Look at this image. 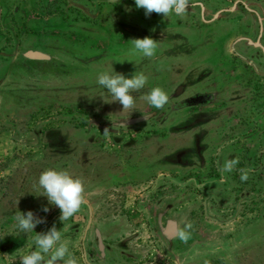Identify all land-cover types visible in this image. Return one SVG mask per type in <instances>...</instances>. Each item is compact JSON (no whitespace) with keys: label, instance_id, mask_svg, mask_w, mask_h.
<instances>
[{"label":"rangeland","instance_id":"rangeland-1","mask_svg":"<svg viewBox=\"0 0 264 264\" xmlns=\"http://www.w3.org/2000/svg\"><path fill=\"white\" fill-rule=\"evenodd\" d=\"M43 1L50 9L67 2ZM19 3L12 0L11 5ZM111 5L103 2L101 8ZM76 13V20L81 19V13ZM237 25L236 33L253 38L242 31V23ZM203 29L201 37L189 35L187 45L175 39L184 45L165 54L163 46L157 48V61L147 72L146 63L137 60L130 45L121 48L125 58L122 66L115 67L117 72H142L154 87L164 89L170 99L161 109L142 98L144 88L134 93L132 109H122L113 101L97 83L100 73L109 72L104 60H83L86 50L98 52L96 41H58L59 49L42 52L46 59L40 62L23 59L25 50L19 41H0V256L8 254L10 264H20V257L35 250V233L55 224L79 264H86L82 252L90 264H264V158L244 159L241 140L249 132H236L230 142L234 122L228 126V112L216 105L190 107L193 93L174 82L191 81L188 67L200 71L198 66L209 65L213 77L223 74L218 89L231 87L229 71L238 69L235 59L240 57L211 34L226 36L231 28ZM103 42V48H110L103 51L113 53V42ZM243 44L239 42L235 49L251 50ZM178 50L185 56L176 58ZM161 55L167 59L161 60ZM252 80L241 77L237 82L242 89ZM178 103L185 108L176 110ZM255 111L243 110L235 124L248 122ZM128 121L127 127L120 126ZM257 126L252 127L256 133L250 134L254 147ZM105 128L112 131L110 136L103 135ZM54 156L62 157L63 167L61 161L53 162L56 170L84 180L91 221L83 240L85 207L61 222L59 208L34 189L37 172L54 168L44 159ZM234 158L239 159L236 169L222 173L225 161ZM248 165L253 171L242 182L239 169ZM45 206L48 213L42 211ZM18 210H31L47 223L34 232H20L14 220ZM167 220L176 223L172 239L162 235ZM189 223L190 237L181 240L179 233Z\"/></svg>","mask_w":264,"mask_h":264},{"label":"crops","instance_id":"crops-1","mask_svg":"<svg viewBox=\"0 0 264 264\" xmlns=\"http://www.w3.org/2000/svg\"><path fill=\"white\" fill-rule=\"evenodd\" d=\"M19 1V4L12 5V0L6 1L5 5L11 15L4 10L0 12V16L6 14L5 16H7L10 21L9 23L5 21V19H0V29L5 35L2 41H19L23 49H34L41 53L59 49L58 41H96L95 47L98 48L99 53L97 50L90 52L91 48H88L90 49V53H88L87 50L83 52V60L93 62L102 59L104 60L103 65L109 67V73L112 69L117 72L119 69L115 67L122 66L123 63L121 64V61L125 57L120 55L122 53L121 48L129 45L132 47L129 42L134 38L150 36L156 39L158 41V48L161 49L160 47L163 46V54H165L168 52L167 50H170L172 47L176 48L181 46L183 42L187 45V42H189L187 41L189 35L196 36L197 38L199 36L201 37L203 34L202 32H204L203 28L209 30L215 29V31L218 32L219 29L229 27L231 31L226 36L219 35V33H215V35L211 33L214 39L221 41L222 45L224 44L225 49H227L235 42L234 39L237 37L236 31L239 29L238 25H236L238 18H233L231 16L225 18V14H223L225 19L219 18L218 20H211L209 22L201 20L198 23L195 21L189 22V20H194L195 18L193 17V12H186L182 16L171 14L168 17L152 13L150 16L146 17L145 10L137 9L135 4L131 3L129 0H120L119 3L112 4L111 7L107 8H101V3L98 5H88L84 7L86 11L84 10L79 20H76L78 18L76 16L77 11L73 9L65 11L66 9L59 7L60 5H55L54 8L50 9L47 8V6H39V4L33 2L29 5V0ZM94 7H98L96 12ZM56 8H58V10L50 13L49 10H54ZM14 17L16 18L14 19ZM14 30H16V32H14ZM168 31H173L175 34H170V37H168ZM242 31H244L243 27ZM27 33H29V35ZM175 39L182 40L183 42L175 41ZM103 41H106V43L108 41L113 42L114 47L113 49L111 48V50H114L113 53L103 51L110 49L109 47L103 48L105 45ZM33 44L37 48H34L32 46ZM262 45L264 47V41H262ZM89 47L91 46L89 45ZM235 50H238L239 54L242 55L241 57L251 59L253 66H249L246 59L236 58L235 61H237L236 66L238 69L235 70L237 71H229V79L232 80L231 87H223V90L218 89L219 82L217 80L222 78L223 74L213 77L211 73L214 72H212L213 69L209 65H203L204 67L198 66L200 71L195 67H188L186 72H189L188 74L191 81L188 82L185 78L184 80H174V82H178L180 85L186 87L184 92H219L216 102L217 104L225 102V105L220 107H225L227 109V116L229 119L227 123L228 126L234 122L232 131H230L233 139L230 140V142L235 140L236 132L242 131L244 135L246 132H249L248 137L241 140L244 144L241 155L244 159L255 157L261 159L264 158V63L256 56L253 57L250 55V53H240L241 51L238 47ZM95 54L98 56L95 57ZM137 54V60L146 63L147 68H145L144 71H150L151 66L157 61V54L153 58L144 57L138 52ZM176 55H178L176 58H180L179 55L185 56L180 50H178ZM161 56L164 57L163 55ZM163 59L167 58H161V60ZM132 60L133 59H131V61ZM251 67L254 68L251 69ZM131 74L125 75L128 77L129 75L131 76ZM191 75H195L194 78H192ZM241 77L247 80H253L245 82L241 89L237 82V79ZM254 80H257L258 83H255ZM153 87V80L148 78L144 87L145 94H147L146 91L149 92V89ZM190 89H192V91H190ZM250 109H255L256 111L253 116L251 115L250 119H248V122L235 124L237 118L240 115L242 116L241 112ZM257 124V134L259 138L256 141L258 143L257 147H254V143H251L254 137H251V135L256 133V130H253L252 127L254 128ZM239 126L240 129L238 128ZM248 166L250 167L247 168H251V165ZM259 170L261 171V168H259Z\"/></svg>","mask_w":264,"mask_h":264},{"label":"clouds","instance_id":"clouds-1","mask_svg":"<svg viewBox=\"0 0 264 264\" xmlns=\"http://www.w3.org/2000/svg\"><path fill=\"white\" fill-rule=\"evenodd\" d=\"M111 4L119 3L120 0H109ZM137 9H144L145 15L152 13L168 17L171 14L176 16L184 15L190 7V0H134ZM132 51L141 53L144 57L153 58L156 56L158 41L150 36L134 38L130 40ZM148 77L140 72L131 74L130 78L124 73L114 71L100 73L97 83L111 94L113 101L122 105V109H132L136 97L134 93L140 92L146 85ZM151 106L161 109L169 103V95L164 89L157 86L142 97ZM144 119H148L147 116ZM128 122L120 126L127 127ZM112 131L109 128L103 130V135L110 136ZM239 159H229L222 165V173H230L236 169ZM251 168H241L240 179L246 182ZM38 185L44 190V196L50 205L59 208L61 222L68 220L79 212L85 201V183L82 178L73 177L67 170L47 169L43 171L38 179ZM42 211L48 213L49 207H43ZM16 228L20 232H34V229L41 224H46V218L38 217L33 211H17L14 215ZM192 225H186L185 230L180 231L179 238L186 241L190 237ZM35 250L20 257V264H79L78 259L70 252L69 242L62 238L61 230L53 224L47 231L35 233ZM9 255L0 256L3 264H10Z\"/></svg>","mask_w":264,"mask_h":264},{"label":"flooded vegetation","instance_id":"flooded-vegetation-1","mask_svg":"<svg viewBox=\"0 0 264 264\" xmlns=\"http://www.w3.org/2000/svg\"><path fill=\"white\" fill-rule=\"evenodd\" d=\"M6 1L7 0H0V9H1L0 12H2V10H4V11H6V13H9V11L5 5ZM29 1H30L29 5L32 4V2L37 3V4H39V6H43V7L45 5L43 0H32V1L29 0ZM129 1L133 4H135L134 0H129ZM103 2L110 3L109 0H67L66 5L64 7H61V8L66 9L65 11L73 9V10L78 11L82 15L84 13V10L86 11V9L84 7H86L88 5H98L100 3L102 4ZM226 3L227 2L225 0H190V7L188 8L187 12H193L194 13L193 17H195V18H194V20L193 19L192 20L195 22L196 21L200 22L201 20H203L205 22H209L211 20L212 21L218 20L219 18H224L223 14H225V18H229V16H231L233 18H238L236 25L238 23H242L243 29L246 30L245 32H250L251 34H253V38L249 39L245 35H240L237 33V37L234 39L235 42L233 44H231V46L229 48H227L226 50H229L234 55H238L241 59H246L245 57L244 58L241 57L242 55L239 54L238 50H235V45L238 44L239 42H242V43H244L243 45L246 46V43H247V46L251 47V50H246L245 48H241L240 53H246V54L250 53V55H252L253 57L256 56L261 62L264 63V53L262 55L260 53L261 50L258 47H253L250 44V43H255L256 40H258L261 47L264 49V47L262 45V39L264 41V3H260V2L259 3H247V2L242 1V0H231L229 5H227ZM54 4H55V2H54ZM48 5L49 4L46 3L45 6L48 7ZM55 10H58V8H56ZM50 13H52V11H50ZM9 14L11 15V13H9ZM5 15L0 16V19L1 20L5 19V21H8L10 23L8 17ZM0 33H1L0 34V41H2V38L5 35L1 29H0ZM24 50L25 51L23 52V55H22L23 59L30 60L31 62H40V61L46 59L45 55L35 51L34 49L33 50L32 49H24ZM246 62L249 63V66H253V62H251V59H246ZM257 67H259V66H257ZM252 68H254V67H251V69ZM185 88L186 87H184V89ZM218 95H219V92H210V93H196L195 92L189 96L191 98H189L188 103L191 104L190 107H193V106H195V107H210V106H214V105L224 106L225 102L217 104L216 100H217ZM183 105L184 104H182V103H178L175 106V109L177 110V109L185 108ZM223 109L227 111V109L225 107ZM140 119L143 120L142 118H140ZM82 206H84L86 211H87L88 205L85 203ZM87 215H88V211H87ZM87 219H88V217H87ZM87 219H86V222H87ZM168 221H170V220L165 221L164 226H163L164 228H165ZM171 222H173L176 226V223L174 221H171ZM164 228L162 230V233H163L162 235L165 239H169L168 237H166V235L164 233ZM95 235H96L95 241L97 243L98 242V233L95 232ZM84 237H85V235L83 236V234H82V240L84 239ZM170 239H172V238H170ZM99 249H101V247L98 246V250ZM82 258H83V260L86 261V255L84 252H82Z\"/></svg>","mask_w":264,"mask_h":264},{"label":"water","instance_id":"water-1","mask_svg":"<svg viewBox=\"0 0 264 264\" xmlns=\"http://www.w3.org/2000/svg\"><path fill=\"white\" fill-rule=\"evenodd\" d=\"M248 42V41H247ZM250 43V42H249ZM253 47H258L260 50H261V52L262 53H264V49L261 47V45H260V43H259V41L258 40H256V42L255 43H250ZM139 120H141V119H134V120H132V121H130V122H137V121H139ZM129 122V123H130ZM85 204V203H84ZM87 211H88V219H87V222H86V225H85V228H84V232H83V236L85 235V233H86V231H87V229H88V227H89V225H90V221H91V218H90V209H89V207H87ZM164 233H165V235H166V237H168L169 239L170 238H172V237H174L175 235H176V226H175V224L173 223V222H171V221H168L167 222V224H166V226H165V228H164ZM84 257V256H83ZM84 262L86 263V264H89L88 262H86L85 260H84Z\"/></svg>","mask_w":264,"mask_h":264},{"label":"trees","instance_id":"trees-1","mask_svg":"<svg viewBox=\"0 0 264 264\" xmlns=\"http://www.w3.org/2000/svg\"><path fill=\"white\" fill-rule=\"evenodd\" d=\"M62 160V157H57V156H54V157H50V158H47V159H44V164H47V163H50V165L51 166H53L54 167V165H53V162H59V161H61ZM46 166V165H45ZM60 166H62L63 167V164H62V161L60 162ZM60 167H58V169H59ZM47 169H56L55 167L54 168H52V167H49V168H45V170H47ZM44 170V171H45ZM43 172V170L42 171H40V172H37V175L38 176H40V174ZM36 175V174H35ZM34 177H32V179H33ZM29 179H30V175H29ZM25 184H27L26 183V181H23V183H22V187H24L25 186ZM30 184V183H29ZM28 184V185H29ZM39 189V191H41V192H43L44 193V190L42 189V188H38V185L36 184L35 185V188L34 189Z\"/></svg>","mask_w":264,"mask_h":264}]
</instances>
